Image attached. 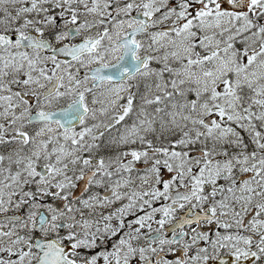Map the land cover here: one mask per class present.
<instances>
[{
  "label": "snow or ice",
  "instance_id": "snow-or-ice-1",
  "mask_svg": "<svg viewBox=\"0 0 264 264\" xmlns=\"http://www.w3.org/2000/svg\"><path fill=\"white\" fill-rule=\"evenodd\" d=\"M0 264H264V0H0Z\"/></svg>",
  "mask_w": 264,
  "mask_h": 264
}]
</instances>
